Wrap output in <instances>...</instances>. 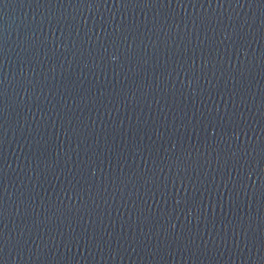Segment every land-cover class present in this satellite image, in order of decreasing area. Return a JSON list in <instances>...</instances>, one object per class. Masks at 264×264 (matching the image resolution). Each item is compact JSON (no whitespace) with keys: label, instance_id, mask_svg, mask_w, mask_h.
I'll return each mask as SVG.
<instances>
[{"label":"water","instance_id":"95a60500","mask_svg":"<svg viewBox=\"0 0 264 264\" xmlns=\"http://www.w3.org/2000/svg\"><path fill=\"white\" fill-rule=\"evenodd\" d=\"M0 264H264V0H0Z\"/></svg>","mask_w":264,"mask_h":264}]
</instances>
